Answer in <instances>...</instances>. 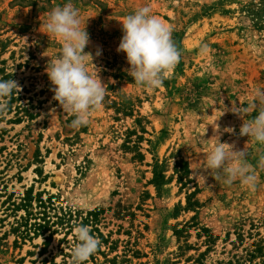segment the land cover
I'll use <instances>...</instances> for the list:
<instances>
[{"label":"rangeland","instance_id":"374dc122","mask_svg":"<svg viewBox=\"0 0 264 264\" xmlns=\"http://www.w3.org/2000/svg\"><path fill=\"white\" fill-rule=\"evenodd\" d=\"M67 2L0 0V78L20 85L0 98V264H72L81 224L101 241L84 264H264V145L239 134L264 109V0H72L105 87L80 127L46 72L62 43L45 24ZM143 6L180 51L156 88L117 51L120 20ZM214 121L247 153L249 172L231 184L203 168ZM45 219L50 231L36 234Z\"/></svg>","mask_w":264,"mask_h":264},{"label":"clouds","instance_id":"9594fccd","mask_svg":"<svg viewBox=\"0 0 264 264\" xmlns=\"http://www.w3.org/2000/svg\"><path fill=\"white\" fill-rule=\"evenodd\" d=\"M120 21L123 35L117 51L126 53L130 76L139 85L159 87L165 73L180 59V51L173 41L171 28L153 14L150 6L140 7ZM45 28L44 33L58 37L62 43L60 53L55 59H50L51 63L48 62L46 68L47 75L55 86L54 99L64 110L75 116L72 120L73 127L83 126L87 123L86 117L90 109L98 107L105 96V87L98 71L93 74L88 67L89 57L91 61L93 57L84 51L89 43L86 25L81 27L79 10L74 7L72 0H68L49 13ZM96 54L101 53L98 51ZM19 90L20 85L15 80L0 78V98L9 97ZM255 98L257 103L264 104V89H257ZM5 106L0 103V109ZM215 121L212 123L214 140L205 154L206 166L203 168L222 171L226 176L225 182L231 184L249 172L247 153L245 148L236 150L234 145L221 142L223 132H234V129L227 127L221 131L220 125ZM239 134L264 145V109L251 120L244 121ZM260 162L264 163V156H261ZM73 232L78 243L71 253L72 264H84L98 251L101 241L92 234L89 226L83 224L75 226Z\"/></svg>","mask_w":264,"mask_h":264},{"label":"trees","instance_id":"16d2710c","mask_svg":"<svg viewBox=\"0 0 264 264\" xmlns=\"http://www.w3.org/2000/svg\"><path fill=\"white\" fill-rule=\"evenodd\" d=\"M6 77V76H5ZM4 77V78H5ZM3 79V78H2ZM164 179H165V176H164V174H163V172L159 169V166L158 165H156L155 167H154V182H155V184H156V186H157V188L160 190V192L163 190V184L165 183V181H164ZM43 203V202H42ZM45 217V216H44ZM58 219H61V221L62 220H64V217L62 216V217H60V218H58ZM25 220V224H24V226H26V227H28V219L26 218V219H24ZM53 223H55V221L53 222ZM31 226H33L34 228H35V230H36V234H38L39 232H37V231H41V232H43V233H46L47 231H50V221L49 220H44V222L43 223H35V224H31ZM27 230H28V228H27ZM29 230H31V229H29ZM28 230V231H29ZM28 231H27V235H28ZM52 234H53V232H51L48 236H46L45 237V239H46V242L47 241H49L50 240V238L52 237Z\"/></svg>","mask_w":264,"mask_h":264}]
</instances>
